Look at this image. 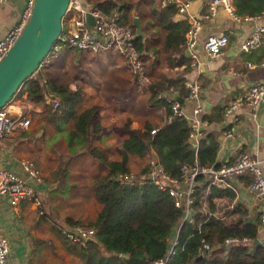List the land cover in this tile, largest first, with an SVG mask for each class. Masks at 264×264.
I'll list each match as a JSON object with an SVG mask.
<instances>
[{
  "label": "trees",
  "instance_id": "obj_1",
  "mask_svg": "<svg viewBox=\"0 0 264 264\" xmlns=\"http://www.w3.org/2000/svg\"><path fill=\"white\" fill-rule=\"evenodd\" d=\"M117 1L98 0L87 5L81 0L83 7L90 12L109 15L115 10L118 22L128 26L133 32L128 17V5H118ZM231 5L238 17H251L264 12V0H231ZM175 11L174 6L166 5L160 9H150L147 14L163 34L161 52L165 54V59L162 63L176 67L185 66L186 69V60L178 58L186 25L183 22H172ZM133 49L141 60L146 75L151 79L147 88L151 92L147 107L152 112L163 108L165 117L169 116L170 103L159 95L171 90L184 98L187 94V89L183 87L184 80L179 77L177 80L164 82L161 75L154 76L157 58L151 56L148 65L149 51L139 37H134ZM173 55L177 58L171 59ZM46 91L53 94L59 103L55 110L43 105L44 123L63 133L67 150L72 155L84 157L90 163L96 161L102 171V174L94 177L90 185L92 195L99 206L95 218L86 224L67 221L68 227L78 225L91 230L94 241L83 246L67 244L63 248L64 251L77 258L80 264H150L162 258L168 249L173 228L180 219V210L172 206L171 199L165 192L148 184L135 187L118 186L113 181L114 177L119 173H131L132 163L146 164L149 151L154 153L158 163L172 178L179 177L181 166L192 165L194 161L199 167L215 168L217 137L212 128L222 121V109L215 108L201 116V121L207 124V128L195 150L188 143L189 127L182 117H172L158 126L144 123L137 130L129 128V121L123 122L119 131L124 139L116 150L119 160L112 161L107 158L106 149L96 144L100 132L98 107L80 110L82 95L79 90L70 89L68 85L59 84L47 75L43 76L39 71H35L24 80L12 97L24 96L29 103L42 104ZM151 130H154L152 135L149 134ZM61 171L63 173L60 175ZM65 171L59 168L53 175L60 181ZM146 171L147 165L135 175L143 176ZM197 181H200V178ZM238 181L247 185L249 179L244 177ZM206 189V183L195 189L192 197L195 215L181 226L175 255L170 257L166 264H264L262 246L238 245L226 251L220 248L224 239L233 237L246 238L252 244L254 240L259 239L258 221L247 220L246 211L241 206H233L232 210L225 214L224 221L208 217V212L221 210L229 205L234 195L230 190L216 186L208 187L207 191ZM217 199L222 202L214 204L213 200ZM203 203L205 214H201L204 211ZM200 240H204L209 246V252L204 256L197 252ZM40 243L33 241L35 245ZM118 255H124L127 259L119 258Z\"/></svg>",
  "mask_w": 264,
  "mask_h": 264
},
{
  "label": "crops",
  "instance_id": "obj_2",
  "mask_svg": "<svg viewBox=\"0 0 264 264\" xmlns=\"http://www.w3.org/2000/svg\"><path fill=\"white\" fill-rule=\"evenodd\" d=\"M26 1L27 0H6L4 3L0 4V38L4 32L17 20L25 6ZM95 1L98 0H93L92 2ZM120 1H122L123 4H126L124 3L125 0H119V2ZM167 1L168 0H136L135 5L127 4L128 14L131 16L130 20L132 26L133 20L137 19L140 26V32L142 34V36H139V38L142 39V44L144 46L146 45L148 48V65L152 59L151 56H155L157 58V69L154 72V76L161 75V79L164 82L171 79L177 80L180 77L184 80V89H186L187 83H192L195 81L200 89L199 98L203 104V113L211 112L215 108L222 109V121L216 125H213L212 128L214 134L217 137V164L231 161L239 152H245L250 156L260 155L264 148V103L255 110L249 109L244 104L241 107H238L237 112L235 113L236 122L232 125H230L229 119L223 116V111L231 101L243 93L242 91H245L249 86L257 83L256 81H250V75H258L260 72L261 80L259 79L257 81L264 85V79L262 78L264 74V68L256 67L254 69L248 70L245 66L247 62L257 63L260 58V53L256 52L245 56H240L238 51L240 44L248 37L254 28H264V18L257 22L237 24L227 18L225 13L221 10H218L213 18H203L208 14L207 4L210 0H177L179 3L189 2L190 5L188 13L199 19L200 41H202L208 35H222L226 37L228 41V45L222 51L221 55L213 59H209L203 53L201 46L198 45L196 47L198 54V68L196 70H190L187 67L188 57H181L184 53L182 40L181 54L178 58L186 60V69L185 66L176 67L173 65H167L165 62L162 63L163 59H165V54L161 52L163 34L156 27L147 13H149L150 9H160L166 5H172L176 9L177 5L175 3L168 4ZM88 4L91 5L90 2ZM119 5H122V3L120 2ZM171 19L172 22H183L182 19L176 14H174ZM133 32L135 33L134 26ZM82 54H86V56L82 63L81 71L77 70L76 68L77 73L81 74L80 80H84L86 77L85 79L88 83L93 84L99 81L97 83L99 87L96 88V90L101 101L97 105L91 103L90 106L88 105L86 108L95 106L98 107V112L101 111L102 115L108 116V119L106 118V124H108L110 127L112 125H116L118 122L119 125H121V123L129 121V128L137 130L140 129L144 123L158 126L165 121V113L163 108H158L152 112L148 107H146L147 112L145 111V113H142L140 116L137 115L136 109L139 108L137 96L138 89L133 81L126 60L122 57H119L108 51L90 53L87 51L79 52L61 49L57 57L50 59L47 64L52 66V62L54 60L57 61V64L62 63L65 65V67H67L66 76H70V74L73 72L72 68H75V66L72 64V61L76 57L79 58V56ZM176 58L177 57L175 55L171 56V59ZM98 65L99 69L95 70ZM142 68L144 76L146 77L145 79L148 78L151 82V79L146 75L143 66ZM99 71H101L100 74H98ZM90 76H93L96 80L92 81ZM53 79L59 84L61 83V81L55 77V74ZM70 89H72L71 86ZM122 92H124V96L121 94ZM147 92L149 95L147 96L148 98L146 97V101L151 96V92ZM101 96L104 97V100ZM159 97H162L169 103L175 102L173 100L174 97H178L183 100V96H180L171 90L164 91L162 95H159ZM119 101L120 105L118 106L117 110L109 111L111 104L114 105ZM20 104V112L22 114L28 115L29 117V126L26 130L29 129L32 119H39L42 122L40 123L42 124V126H40L41 129L43 125H46L42 119V113L44 109L43 105H46L44 99H42V104H32L27 102L24 96H20ZM178 105L180 107V111L184 115H190L192 109V105L190 103L182 102ZM82 109L84 108H81L80 110ZM50 127L53 129L52 132H54L55 138L59 142V147L63 155L70 159L74 158L75 156L78 157L77 155H72L69 151H67L66 141L63 133L56 131L52 126ZM229 127L232 128L231 137L226 139L223 137V134L228 130ZM26 130L17 135H13L8 140H0V170H10L16 173L18 172V161L28 159L27 152L33 151L29 145L34 143V141L28 139L31 138V132H33L32 134H35L38 130L32 129V131L27 132ZM113 131L117 132L121 141L124 139L118 128L114 129ZM99 137L100 136L98 135L96 144L102 148H105L103 146V141H101V144L98 143ZM149 153L150 155L154 154L152 151H149ZM115 155L116 156L113 161L119 160L117 152ZM70 159H66L64 164L69 163ZM34 163L36 164V162ZM50 167V172L45 171L41 165L37 167L39 170L38 172L42 173L43 176H50L48 179L47 177L46 179H42L43 184L36 187L43 209L44 206H50L53 208L54 201L57 204L56 189L60 186L59 184L61 181L64 184L62 187L63 189L76 185V183L71 180V177L73 176H71L70 173L68 174L67 168L65 169V174L60 178V181L54 177L53 172L57 171L61 167L60 159L56 157L51 158ZM130 167L131 171L135 170V165L133 163L130 164ZM138 168L139 167L137 166V169ZM73 179H75V177H73ZM83 184L87 190V193L86 191L84 193L85 198H88L92 204L90 207L91 211L89 212V219L87 221H92L99 210V206L95 202L90 190L91 182L84 181ZM234 184L236 196L235 200L233 199L231 202L233 203V206H241L246 211L247 216L254 217L256 215L257 217L258 210L260 209L259 204L250 196L247 186L238 180L234 181ZM63 193L64 191H62V194ZM59 198L61 200L64 199L62 196H59ZM3 200L4 199L0 198V233L5 239H7L9 244V264H46L43 257V253L45 251L42 249L45 247L41 246L43 241H41L39 238L33 237V233L31 232L30 228H28V223L26 224V227L22 225V223L19 224L17 221V219L25 211L35 212L33 207L26 204V202H20L17 206L16 212H14L7 206L5 200ZM82 201L85 202V199ZM83 211L84 207L82 213ZM65 220L66 222L67 220L72 222L80 221L70 218ZM257 233L259 238L257 239L259 241L258 246H262L264 248V225L257 229ZM33 241H40L41 243L39 245H35L33 244ZM36 246L38 247L36 248ZM69 257L74 260L73 264H80V261L77 258L71 255ZM55 264H58V262Z\"/></svg>",
  "mask_w": 264,
  "mask_h": 264
},
{
  "label": "built area",
  "instance_id": "obj_3",
  "mask_svg": "<svg viewBox=\"0 0 264 264\" xmlns=\"http://www.w3.org/2000/svg\"><path fill=\"white\" fill-rule=\"evenodd\" d=\"M6 0H0V4ZM168 4L175 3L177 5L175 14L179 16L186 24V30L183 34V50L187 53V67L190 70L198 68V54L196 47L201 46L203 53L213 59L221 55L222 51L227 47L228 41L226 37L208 35L202 41L199 38V19L188 13L189 2L179 3L177 0H168ZM33 0H27L19 17L9 27L0 38V60L7 54L14 43L18 40L23 27L27 24L32 8ZM218 10L225 13L234 23L257 22L264 18V12L251 17H238L234 14L231 0H210L207 4V16L203 18H213ZM65 13L68 18H62L64 22V30L61 27L60 34L55 43L51 46L47 57L43 60L36 71L49 62L50 59L57 57L61 49L74 51H87L90 53L111 52L126 60L133 81L138 90L146 85V79L143 73L141 60L133 49L134 34L128 26L118 22V16L115 11H111L109 15H103L98 12H89L83 5L81 0H69ZM89 13L93 19V25L88 27L84 23V14ZM65 16V14H64ZM63 16V17H64ZM240 56L252 53H260L257 63H246L248 70L256 67L264 68V28L256 27L248 35V37L239 46ZM187 94L182 102L192 105L189 116L184 115L180 111L177 103H170V114L165 117V121H169L172 117H182L188 124V143L195 150L198 141L203 137V133L207 128V124L201 121L203 113V104L199 98L200 89L195 81L186 84ZM46 105L52 110L58 107V99L50 92L43 94ZM264 103V85L255 84L249 86L246 91L231 101L223 111V116L229 119L230 125L236 122L237 108L243 104L249 109L255 110ZM20 96L12 97L7 104L0 109V140H8L13 135H17L25 131L29 126L28 115L20 112ZM164 121V122H165ZM232 128H228L224 132L223 137L228 139L231 137ZM154 134V130L149 132ZM147 171L143 176H136L132 173H119L115 175L114 180L118 186L135 187L138 185L148 184L157 190L165 192L171 199L172 206L180 210V219L173 228V234L169 241L168 249L165 255L153 261L150 264H166L167 260L175 255V247L178 232L185 222H189L195 215L192 208L193 195L195 189L200 184L206 183L207 189L216 186L230 190L236 196L234 181L247 177L249 179L247 186L250 196L259 204V210L254 217L246 215L247 220L258 221L257 229L264 225V148L260 155L250 156L245 152H239L231 161L217 164L216 167H199L194 161L192 165L181 166L179 169V177H170L156 157L150 155L146 162ZM200 178V181L197 179ZM43 184V180L34 167L27 160L18 161V172L14 173L10 170H0V198L4 199L7 206L16 212L20 202L33 207L37 216L43 215L41 200L39 199L36 187ZM206 189V191H207ZM206 193V192H205ZM222 200H213L214 204L221 203ZM202 208L205 214V204ZM233 203L223 207L221 210L208 212L207 216L215 220L224 221L225 214L232 210ZM17 214V213H16ZM59 235L67 242L83 246L89 240L93 239L91 230L80 226L58 227ZM200 247L197 250L200 256H204L209 252V246L200 240ZM252 245L246 238H226L222 241L220 248L228 250L233 246ZM9 244L0 233V264H9Z\"/></svg>",
  "mask_w": 264,
  "mask_h": 264
},
{
  "label": "rangeland",
  "instance_id": "obj_4",
  "mask_svg": "<svg viewBox=\"0 0 264 264\" xmlns=\"http://www.w3.org/2000/svg\"><path fill=\"white\" fill-rule=\"evenodd\" d=\"M87 5L88 3L92 2L93 0H82ZM123 3L122 1H120ZM136 0H125L124 3L126 4H133L135 5ZM117 4L119 5V0L117 1ZM69 15L65 13V16L63 17V20L68 18ZM128 17L131 19L130 14H128ZM61 27L64 30V22L61 21ZM86 54H82L79 56V58H75L72 61V64L75 66L73 69L72 74L70 76H66V70L67 67L63 65L62 63H58L54 60L52 62V66L49 64H45V66L41 69L40 73L44 76L47 75L49 79H53V76L55 74V77L61 81L60 84H66L71 86L72 89H77L82 95V103L81 108H86L90 104L97 105L100 101V97L98 96V92L96 88L99 87L97 83H88L86 81V77L84 75V80H80L81 74L77 73V70L81 71L82 63L85 59ZM47 57V56H46ZM44 58V60L46 59ZM96 57V56H93ZM57 64V65H56ZM77 68V70H76ZM99 69V65L95 68V70ZM145 70V69H144ZM101 71L98 72L100 74ZM92 81H95L96 79L93 76H90ZM146 78V77H145ZM264 79V74L262 76ZM45 80L46 78L43 77ZM261 80L260 72L258 75H250V81H256L258 84ZM43 80V82H44ZM146 85L142 89L138 90L137 96H138V103L139 108L136 109V113L138 116H140L142 113H145L146 107L148 106V100L146 101V97L148 94V85L150 83V80L146 79ZM255 85V84H253ZM246 91V90H245ZM245 91H242L243 93ZM242 93V94H243ZM124 96V92L121 93ZM240 94V95H242ZM104 100V97L101 96ZM148 98V97H147ZM102 100V101H103ZM110 104V103H109ZM120 105V101L114 105L111 104V107L109 108V111H115L117 110L118 106ZM144 106V108H143ZM106 118L108 119V116L102 115V112H98V120L100 123V132H99V139L98 143L101 144V141L104 142V147L106 149V155L109 160L115 159V153L117 148L120 146V136L117 134V132H114L113 130L116 128H120L121 125H119V122L116 125H112L111 127L106 124ZM42 123L39 119H32L31 125L27 131H32V129L38 130L35 134H32L31 132V138L28 140L34 141L33 144H30L29 146L32 148L33 151L27 152L29 162H31L34 167L38 170V166L41 165V167L47 171H51L50 167V160L51 158H58L61 161V167L60 169L65 170L67 168L68 174L70 173L71 180H73L76 185L71 186L68 188L63 189L64 186L63 182H60V186L56 189L57 191V204L53 203L52 207H46L44 206L43 217H38L36 212H30L25 211L22 213V215L17 219V221L22 223V225L26 226L28 223V228H30L31 232L33 233V237L39 238L41 241H43L42 245L45 248H42L45 252L43 253L44 260L46 264H55L58 262V264H73L74 260L69 257L70 255L64 251L65 245H73L64 239L59 235V228L58 227H67V222L65 219H77L80 220L82 224H86L89 219V212L91 211L90 207L92 206L91 201L88 200V198H85V191L87 193V190L85 188V185L83 184L84 181H90L94 179V177L98 174H102V171L99 167V163L96 161L93 163L88 162L86 158L84 157H74L71 158L69 163L64 164V161H66V156L63 155L60 147L59 142L55 138V134L53 129L49 125H43L42 129L40 126H42ZM97 135V136H98ZM68 151V150H67ZM149 158V156L147 157ZM17 159V158H16ZM19 160V159H17ZM36 162V164L34 162ZM147 162V160H146ZM38 164V166H37ZM53 164V163H51ZM137 166L139 167L137 169ZM144 166H146L145 162L143 165L141 163H137L135 165V170L130 171L132 174H137ZM39 171V170H38ZM53 172V171H52ZM40 173V172H39ZM54 173V172H53ZM63 171L59 172L61 175ZM40 176L42 179L50 178V176H43L42 173H40ZM68 185V184H67ZM89 190V188H88ZM62 191L64 193L62 194ZM59 196L64 197L63 200L59 198ZM69 198V199H67ZM85 199V202L82 200ZM4 201V200H3ZM83 203V204H82ZM84 207V211L82 213ZM82 213V214H81ZM70 221V220H67ZM27 227V226H26ZM38 246H36L37 248ZM40 250V249H39Z\"/></svg>",
  "mask_w": 264,
  "mask_h": 264
},
{
  "label": "water",
  "instance_id": "obj_5",
  "mask_svg": "<svg viewBox=\"0 0 264 264\" xmlns=\"http://www.w3.org/2000/svg\"><path fill=\"white\" fill-rule=\"evenodd\" d=\"M69 0H33L31 14L23 27L18 40L0 60V109L8 103L26 78L30 77L47 56L61 31V21ZM84 23L90 27L93 19L89 13L84 14ZM135 37L142 36L137 19L133 20ZM187 58L184 52L181 56ZM177 104L182 100L174 97ZM89 240L86 243H93ZM252 245L258 246L254 240ZM205 255V253H204ZM115 256V254H113ZM119 258L127 259L124 255Z\"/></svg>",
  "mask_w": 264,
  "mask_h": 264
}]
</instances>
